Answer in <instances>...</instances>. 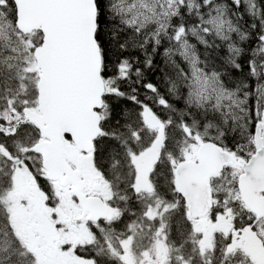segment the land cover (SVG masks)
Wrapping results in <instances>:
<instances>
[{"label":"snow or ice","instance_id":"obj_1","mask_svg":"<svg viewBox=\"0 0 264 264\" xmlns=\"http://www.w3.org/2000/svg\"><path fill=\"white\" fill-rule=\"evenodd\" d=\"M0 264H264V0H0Z\"/></svg>","mask_w":264,"mask_h":264}]
</instances>
